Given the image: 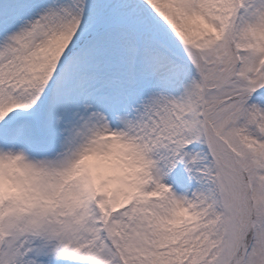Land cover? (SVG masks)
Segmentation results:
<instances>
[{
  "label": "snow or ice",
  "instance_id": "obj_1",
  "mask_svg": "<svg viewBox=\"0 0 264 264\" xmlns=\"http://www.w3.org/2000/svg\"><path fill=\"white\" fill-rule=\"evenodd\" d=\"M0 264H264V0H0Z\"/></svg>",
  "mask_w": 264,
  "mask_h": 264
}]
</instances>
